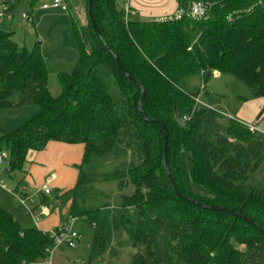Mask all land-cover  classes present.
<instances>
[{"label": "trees", "instance_id": "obj_1", "mask_svg": "<svg viewBox=\"0 0 264 264\" xmlns=\"http://www.w3.org/2000/svg\"><path fill=\"white\" fill-rule=\"evenodd\" d=\"M12 1L11 12L23 5L32 11L38 2ZM65 1L78 59L71 71L58 73L57 96L48 89L38 47L0 30V110L37 108L0 136V151H8L5 172L22 171L29 152L50 141L82 144L68 192L69 215L92 232L83 264L121 233L132 250L127 264H264V185L255 177L264 165V133L199 103L214 72L243 83L250 91L243 99H264V0H175L178 10L201 1L208 16L165 21L126 16V0H91L97 33L88 0L85 24ZM193 76L200 77L199 88L183 89L180 83ZM108 160L110 171L96 169ZM167 171L177 193L191 200L174 192ZM113 181L115 204L86 201L95 183ZM51 245L42 230L21 227L0 207V264L39 263Z\"/></svg>", "mask_w": 264, "mask_h": 264}, {"label": "rangeland", "instance_id": "obj_2", "mask_svg": "<svg viewBox=\"0 0 264 264\" xmlns=\"http://www.w3.org/2000/svg\"><path fill=\"white\" fill-rule=\"evenodd\" d=\"M52 0H39L33 8V23L21 18L18 11L13 15L11 28L15 32L16 40L19 44L27 46L29 49L38 47L41 52L48 71V89L52 96H57L61 92L58 79L60 71H71L78 59V48L74 40L71 25L69 22L68 12L59 8L40 9V5L51 3ZM70 3L71 14L82 23H86L85 3L84 0H68ZM25 4V3H24ZM28 11L23 5L20 7ZM200 77L193 76L185 79L180 86L188 91H195L200 86ZM206 91L200 95V100L204 101L210 108H215L225 115L231 117L240 115L239 112L243 106L242 97L250 95L249 89L240 81L233 77L220 75L219 77H211L206 85ZM33 108V107H29ZM29 108L24 110H30ZM249 106L247 105V107ZM37 109V108H35ZM23 110V109H21ZM19 109H2L0 110V136L9 133L25 123L30 118L20 115ZM37 111V110H36ZM96 165V164H95ZM96 169L107 172L111 170L112 162L110 160L105 163L97 164ZM28 167L25 163L22 171H12L3 173L2 178L5 183V189L0 187V207L7 210L21 227H36L32 218L25 213L24 207L12 196L11 190L17 186L22 180L25 182V193L28 196H35V200H41L43 196L39 192L40 186L48 177L54 173L56 177L50 183V194L46 195L45 204L49 210L48 215L41 216V227H51L59 225L65 217L70 214V204L72 194L68 191L75 185V174L61 170V168H38ZM28 171V172H27ZM256 181L264 185V165L259 173L255 176ZM131 186L126 188L125 192L130 193ZM118 190L116 182L111 183H95L92 190L88 192L87 202L95 198L94 204H102L108 202L115 204L118 199ZM109 197V198H108ZM89 200V201H88ZM91 205L88 203L86 206ZM76 229L81 233L82 237L76 248H67L60 246L57 248V260H62L60 264H83L89 255L90 244L92 239L91 230L77 220ZM132 250L123 233L116 234L113 237L110 248L101 256L95 258L91 264H127ZM52 264H54V257Z\"/></svg>", "mask_w": 264, "mask_h": 264}, {"label": "crops", "instance_id": "obj_3", "mask_svg": "<svg viewBox=\"0 0 264 264\" xmlns=\"http://www.w3.org/2000/svg\"><path fill=\"white\" fill-rule=\"evenodd\" d=\"M12 3H13L12 0H0V6L6 10L10 9V6L12 5ZM126 3L128 7L130 8L131 13L138 14L144 20H154V19L157 20L161 16L168 15V14H174L178 10L177 3L175 0H127ZM39 8L41 9V5ZM42 10H46V9H42ZM18 11L20 12V14L22 12H30L29 15H30L31 20L29 22H32V23L34 22L32 11H29V10L26 11L24 9H17L13 12L15 14ZM12 19L13 17L11 18V20L0 18V30L1 31H13L11 28L12 23H10ZM14 39L16 40L15 32H14ZM219 76H220L219 73L217 72L213 73V77H219ZM206 90H207L206 88L202 89L200 95L203 93V91H206ZM241 99L243 100L244 104L239 112L240 115L238 116L231 117L230 115L223 114L218 109L216 110L228 118L236 119L244 124L253 125L257 128L258 132L264 133V99L263 98H249L245 100L243 99V97ZM201 103L202 105L208 107L204 101H201ZM247 105L249 106V108H245L247 107ZM29 107L30 106H22V107L13 108V109H19V110L23 109L21 110L22 112H20L19 114L20 115L25 114V116H28L26 118H31L37 111L35 108H29ZM27 108H29L30 110H24ZM82 153H83L82 144H67V143H62V142H57V141H50L46 144L43 150L29 152L26 163L28 164V167L32 168V170L33 168L36 169L35 167L32 166L33 163L40 169L41 168H50V169L61 168V170L75 174L74 178H76L77 177V165L80 163ZM53 177L54 178L56 177L54 173H52V175L48 177L47 179L52 178V181H53L54 180ZM26 186H27L26 184H23V188H21L20 192L25 193L24 190H26ZM41 195L43 196V198L37 201H40V202L42 201V203H44L43 201H45V198L47 196L42 193ZM42 217L40 218L38 225H36L38 229L46 230V229L54 227V226L44 227V228L41 227L40 222H41ZM67 218L68 217H65L64 220H66ZM64 220H62L61 223ZM59 257H60V253H58V255L57 253H55L54 264H60V262L62 263V260L60 261L57 260Z\"/></svg>", "mask_w": 264, "mask_h": 264}, {"label": "built area", "instance_id": "obj_4", "mask_svg": "<svg viewBox=\"0 0 264 264\" xmlns=\"http://www.w3.org/2000/svg\"><path fill=\"white\" fill-rule=\"evenodd\" d=\"M127 2V0H126ZM49 8H59L61 10L66 11L67 4L65 0H52L51 3H44L41 5V9H49ZM208 7L201 1H193L187 10H177L174 14H168L161 16L157 20L165 21V20H177L180 19L183 15H186L195 19H202L208 16ZM131 13L130 8L127 3H125V14ZM14 12L3 9L0 6V18H5L7 20H11ZM21 17L30 21L29 12H22ZM202 104L201 102H199ZM247 127L251 131H258L257 128L253 125L246 124ZM8 159V151L2 149L0 151V187L6 188L4 180L2 178V174L6 171V163ZM52 182V178L47 179L41 186L39 192L48 195L51 192L49 188L50 183ZM12 196L24 207L25 213L29 215L34 223L38 225L41 216H46L49 214V210L46 204L35 200V196H28L27 194H23L21 192H14L11 190ZM78 218L74 216H68L66 220H64L61 224L56 225L52 228L42 230L43 233L47 234L48 237L52 240V245L46 249L47 256L41 260L39 263L35 264H52V258L57 248L60 246H65L67 248H76L79 241L81 240V233L76 229L75 224ZM26 264V263H22Z\"/></svg>", "mask_w": 264, "mask_h": 264}, {"label": "water", "instance_id": "obj_5", "mask_svg": "<svg viewBox=\"0 0 264 264\" xmlns=\"http://www.w3.org/2000/svg\"><path fill=\"white\" fill-rule=\"evenodd\" d=\"M88 16H89V19H90V22H91V24H92L93 29H94L95 32L97 33V30H96V28H95V23H94V20H93V16H92V1H91V0H88ZM114 58H115V60H116L117 65H118L119 68L121 69L122 73H123L127 78L132 79V78L126 73V71L124 70V68H123L122 65L120 64V61L118 60V58H116V57H114ZM140 101H141V102L143 101V96L141 97V100H140ZM141 102H140V103H141ZM139 108H140V105H139ZM161 125H162V127L164 128V125H163L162 123H161ZM164 138H165V141H164V143H165V145H164V151H165V150H166V147H167V135H166V131H165V129H164ZM163 164H164V166H165L164 161H163ZM167 176H168V178H169V180H170V182H171V185H172V188H173L174 192H175L179 197H181V198H185V199H187V200H191L190 198H188V197H184V196L179 195V194L177 193L176 188H175V185H174V182L172 181V178H171L170 174L168 173V171H167ZM200 206L203 207V208H208V209H213V210L224 211V212L229 213V214H231V215H233V216H238V217H240V218H242V219H245V220H247V221L250 222V220L244 218L243 216H239L237 213H234V212H232L231 210H228V209L223 208V207H216V206L204 205V204H200Z\"/></svg>", "mask_w": 264, "mask_h": 264}]
</instances>
